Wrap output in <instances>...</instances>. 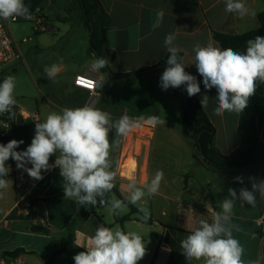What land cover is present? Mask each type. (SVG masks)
<instances>
[{
	"label": "crops",
	"instance_id": "crops-1",
	"mask_svg": "<svg viewBox=\"0 0 264 264\" xmlns=\"http://www.w3.org/2000/svg\"><path fill=\"white\" fill-rule=\"evenodd\" d=\"M71 1L76 3V0ZM244 2L250 12L243 17L237 13L227 12L225 0H100L104 13L100 12L98 15L103 37L114 57L109 60L114 75L133 73L159 64L168 55L164 45L166 35L175 34L174 46L180 49L179 53L182 54L183 63L189 73L196 76L200 83L199 96L205 94L209 96L208 107L204 111L216 129L214 145L225 155L231 154L240 146L241 138L238 131L240 115L227 112L223 116L214 114L216 90L215 88L205 90L202 77L193 64L195 56L193 48L197 43L203 46L209 41L222 48L215 40L216 32L238 35L259 29L261 23L258 14L264 11V0H244ZM160 11L164 13L163 20L159 27L153 28L157 13ZM56 29L52 27L50 32L57 35ZM73 36L69 30L67 41ZM48 49L51 50L50 56L55 53L53 49ZM90 54V62L74 64L63 62L61 71L57 75L59 78L54 80L52 86L48 81L49 78L41 81V85L50 86L51 93L48 89L43 90L38 86L41 99L36 101L34 108L17 100L13 134L16 140L24 141L16 149L17 151L26 150L34 137L35 123L42 121L51 111H59L63 107H82L87 104L109 112V105L99 106L105 87L109 86V93L112 92L110 83L113 81L122 80L123 87L131 86L127 90L128 98L140 92L148 94L144 86L151 85L153 94H148L151 101L168 99L171 91L160 87V76L164 70L116 77L112 76L110 71L105 72L102 69L98 72L93 71L90 67L91 62L98 57L91 51ZM15 64L7 67L2 76L8 68L13 67L12 70H16ZM79 75H93L96 80L103 78V87L97 88V93L92 95L88 90L75 85L76 77ZM31 98L36 97L31 96ZM133 108L136 109L137 106ZM140 123V128L150 130L151 135L146 145L142 146L140 154L133 155L138 164L135 174L133 173L132 178H128L121 172V166L128 159V157L123 158L126 148L124 141L127 136L119 138V147L111 153L116 179L106 200H127L130 182L134 181L137 186H143L150 182L157 170H162L164 179L158 194L145 196L139 205H134L138 210L141 206L146 207L150 212V219L144 221L141 218L143 214L132 212L126 202L127 208L121 216L111 212L110 204L101 206L98 203L96 207H83L74 200L64 198L63 181L58 168L42 171L43 179L36 180L27 192L18 189L15 161L11 160L8 164L10 172L7 177L10 180L9 187L0 195V257L4 264L18 262L75 264L73 256L86 250L77 245L87 246L99 225L105 227L118 225L125 231H135L143 237L147 252L137 264H188L180 247L181 239L194 231L201 219L211 221L212 213L220 211L219 203L228 195L229 188L236 189L237 192L241 187L251 190L253 180L250 178H254L255 182L264 181V126L260 140L254 146L253 165L242 168L231 166L218 171L208 166L202 159L194 157L193 142L185 139L182 132L183 139H177L175 142L168 140L157 149L154 141L156 137L154 125L142 120ZM167 129L170 130L168 127ZM111 139H116L114 129L110 134ZM169 149L171 152L168 151ZM181 150L185 158L178 156ZM55 159L53 155L50 163L54 164ZM185 164H196L198 167L206 168L203 171L202 184L208 188V192L197 196L196 208L184 200L185 196L192 198L197 195L192 191V195L189 196L195 183L192 175L186 172L178 178L175 174L166 173L168 169L173 170L175 166L183 167ZM236 177H242L243 184L236 182ZM158 198H161V203ZM27 203L30 207L26 206ZM17 205H20L19 210L16 208ZM263 211L264 197L258 193L255 206L244 204L241 207L240 202H237L234 207L231 219V224L235 225L233 236L244 247L242 259L245 264H264V235L257 222ZM127 216H130V219L124 222L117 220V217ZM37 227H41L42 230H36ZM68 237L72 238L71 246L61 254L53 256L60 249L62 239ZM163 241L166 243L164 248L160 245ZM15 251L21 252L17 256L10 255ZM193 264H203V262L193 261Z\"/></svg>",
	"mask_w": 264,
	"mask_h": 264
},
{
	"label": "clouds",
	"instance_id": "clouds-1",
	"mask_svg": "<svg viewBox=\"0 0 264 264\" xmlns=\"http://www.w3.org/2000/svg\"><path fill=\"white\" fill-rule=\"evenodd\" d=\"M225 10L237 13L241 17L249 14L244 0H225ZM164 13H157L153 28L159 27ZM29 6L24 0H0V20L8 21L17 18L29 19ZM176 36L167 34L164 45L168 52L167 67L160 76V87L163 90L183 86L189 97L201 93L197 77L185 71L183 58L178 54L180 49L174 46ZM193 52L194 65L202 77L205 90L215 88L216 106L213 112L217 116L227 113L240 115L249 105L250 99L256 94L260 84H264V36L257 35L247 41L244 52L232 48H221L209 41L206 45L197 43ZM60 63L44 67L49 80H54L61 71ZM108 61L97 58L91 62V69L98 72L106 67ZM94 88H102L103 78L89 81ZM16 77L9 75L0 82V116L5 114L11 119L17 105L15 98ZM209 96L202 95V109L208 107ZM143 117L134 118L123 115L113 120L112 115L100 108L85 104L82 107H63L59 111L49 112L42 121L35 123V134L30 145L23 151H17L23 140H11L0 144V195L9 187L7 179L10 168L6 162L11 158L18 169H23L34 180L43 179L42 171L59 169L62 177L64 198L74 200L83 207H96L110 204L113 214L119 215L127 208L124 201L106 200L114 187L116 172L113 170L111 153L119 147L120 139L128 136L133 130L141 127ZM148 124L165 123L158 117H150ZM115 130L116 139L110 140ZM56 159L50 163V158ZM31 164V167H26ZM164 172L157 170L150 182L137 186L132 181L127 198L128 204L139 205L145 196L158 194ZM236 182L243 184L242 177ZM251 190L247 187L229 188L228 195L220 203V211L212 213L209 222L199 221V226L180 241L182 254L188 264L202 261L203 264H245L242 259L244 247L233 236L231 224L232 214L237 202L255 206L257 193L264 197V181L255 182ZM142 219H150L146 207H140ZM86 249L73 256L75 264H137L146 255V243L135 231H125L120 226L105 227L99 225L87 246L77 245Z\"/></svg>",
	"mask_w": 264,
	"mask_h": 264
},
{
	"label": "rangeland",
	"instance_id": "rangeland-1",
	"mask_svg": "<svg viewBox=\"0 0 264 264\" xmlns=\"http://www.w3.org/2000/svg\"><path fill=\"white\" fill-rule=\"evenodd\" d=\"M40 8L48 16L50 28H57V35L51 32H36L35 23L31 20L12 23L10 31L13 38L19 44L24 60L15 64L16 70H12L13 67L8 68L6 73L0 77V82H2L5 77L14 75L16 77V100L32 108L35 107L36 101H40L41 99L38 86L42 87L43 90H49L54 80L59 78L48 80L50 81V86H47V84V87L45 84L41 85V81L48 78L44 73L45 66L58 63L61 60L72 64L75 62H90L89 57L91 55V33L85 26L84 13L78 0H76V3H73L71 0H44ZM69 30L74 36L70 41H67V32ZM24 39L27 41L24 42ZM48 48L53 49L55 53L50 56L51 50ZM123 83L124 81L122 80L110 83L112 92L103 93L99 107L109 105V113L112 115L114 121L125 114L134 118L143 117L142 121H147L150 117H158L160 120L165 121V123L154 125L156 134L154 141L155 148L157 149L161 145H164L162 143L168 142V140L175 142L177 139H183L181 132L184 118V104L188 97L186 89L183 86L167 89L171 91L167 100L163 98L159 101H151L148 98V94H153L151 92V85L144 86L148 94L140 92L138 95L128 98L126 97L127 90L131 86L123 87ZM31 96H35L36 98L32 99ZM134 106H137V108H133ZM132 132V134L126 137V141H124L126 148L123 158L128 157L126 161L131 157L133 158V155L140 154L142 146L146 145L151 135L150 130L145 128H138ZM167 147H170V145H167ZM168 151L171 152L170 149ZM178 156L186 157L182 155V150L178 153ZM205 169V167H198L196 164H185L183 167L175 166L173 170H166V173L175 174L178 178L182 173L185 174L187 172L195 179L189 196L192 195V191L196 192L197 195L192 198L187 196L184 198L194 208L198 206L195 199L200 194L202 195L203 192H208V188L202 184L203 171ZM158 201L161 203V198H158Z\"/></svg>",
	"mask_w": 264,
	"mask_h": 264
},
{
	"label": "trees",
	"instance_id": "trees-1",
	"mask_svg": "<svg viewBox=\"0 0 264 264\" xmlns=\"http://www.w3.org/2000/svg\"><path fill=\"white\" fill-rule=\"evenodd\" d=\"M44 0H25L26 5L29 6L30 11L35 10L43 5ZM80 6L84 13L85 26L89 29L90 36V51L98 58H103L108 61L103 71H110L112 76L114 73L109 66V60L113 59V54L109 51L106 41L101 31L98 15L100 12L104 13L101 7L100 0H79ZM261 27L243 34L230 35L216 32L214 34L215 40L222 46V48H232L234 51L244 52L247 47V41L254 39L257 35L264 36V11L258 14ZM93 24V27L92 25ZM182 57V54H178ZM168 55L159 64L148 67L142 70L134 71L127 74H115L116 77H127L134 74H147L158 70H164L167 67L166 60ZM185 71H188L185 68ZM106 93L110 92L109 86L105 87ZM1 118V116H0ZM264 126V84H260L257 88L256 94L250 99L248 107L240 114L238 131L241 138L240 146L237 150L229 155L221 153L214 145L216 129L211 123L204 109L201 107L199 94L187 98L184 107V118L182 125V135L185 139L193 142L195 149L194 157L202 159L208 166L222 171L227 167L242 168L247 165H253L254 160V146L259 142L262 128ZM15 137L3 136L0 134V144H7ZM10 158L6 162L8 166ZM116 194L122 198L121 194L115 190ZM124 202L127 200L124 199ZM130 205L132 212H140L134 205ZM142 214V213H141ZM130 219V216L119 218L118 221L124 222ZM36 230H42L37 227ZM72 244V238H64L61 241L60 249L54 253L57 256L66 251ZM21 251L10 253L12 256H17ZM155 262V257L153 258Z\"/></svg>",
	"mask_w": 264,
	"mask_h": 264
},
{
	"label": "built area",
	"instance_id": "built-area-1",
	"mask_svg": "<svg viewBox=\"0 0 264 264\" xmlns=\"http://www.w3.org/2000/svg\"><path fill=\"white\" fill-rule=\"evenodd\" d=\"M25 2V0H24ZM26 4V3H25ZM31 17L29 19L17 18L15 20H0V77L3 74L4 70L20 61H23V53L20 50L18 42L13 38L10 25L15 22L31 20L35 23V31L38 33L50 32L51 28L49 26V18L46 13H44L40 7L36 8L33 11H30ZM27 41L24 39V42ZM89 81H96V79L90 75H79L76 77L75 85L83 89L88 90L92 95L97 93V88H94ZM15 115L9 119L8 115L5 114L0 118V134L3 136L14 137L13 127L16 119V107L14 108ZM26 167H31V164H27ZM15 177H16V186L18 189H24L26 192L35 184L33 178L29 177L27 172L23 169H18L15 162ZM27 207H30V204H26ZM18 210L20 205L16 207ZM258 225L260 227L261 233L264 235V211L258 219ZM161 247H166V243L163 241ZM0 264H4L2 258L0 257ZM17 264H21L18 262Z\"/></svg>",
	"mask_w": 264,
	"mask_h": 264
},
{
	"label": "bare ground",
	"instance_id": "bare-ground-1",
	"mask_svg": "<svg viewBox=\"0 0 264 264\" xmlns=\"http://www.w3.org/2000/svg\"><path fill=\"white\" fill-rule=\"evenodd\" d=\"M137 166H138V164H137L136 159L131 157L128 161H126L121 166V172H122L123 176H126L128 178H132L134 171H136V169H137Z\"/></svg>",
	"mask_w": 264,
	"mask_h": 264
},
{
	"label": "water",
	"instance_id": "water-1",
	"mask_svg": "<svg viewBox=\"0 0 264 264\" xmlns=\"http://www.w3.org/2000/svg\"><path fill=\"white\" fill-rule=\"evenodd\" d=\"M92 25V27H93V24H91ZM188 98V97H187Z\"/></svg>",
	"mask_w": 264,
	"mask_h": 264
}]
</instances>
